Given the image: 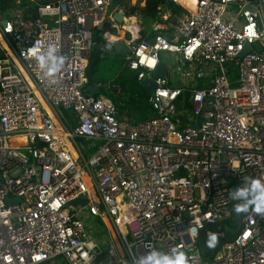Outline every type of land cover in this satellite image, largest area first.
I'll use <instances>...</instances> for the list:
<instances>
[{"label": "built area", "instance_id": "built-area-1", "mask_svg": "<svg viewBox=\"0 0 264 264\" xmlns=\"http://www.w3.org/2000/svg\"><path fill=\"white\" fill-rule=\"evenodd\" d=\"M163 1L147 32L122 29L126 18L139 25L126 9L145 0H0V264H137L158 245L189 264H264V214L236 220L229 196L264 180L262 1ZM105 24L123 30L122 69L137 81L165 69L145 120L85 91L93 30ZM51 44L64 57L54 80L36 60ZM101 89L123 94L114 81ZM93 218L109 239L92 237ZM228 220L239 230L203 258L200 233L224 237Z\"/></svg>", "mask_w": 264, "mask_h": 264}, {"label": "clouds", "instance_id": "clouds-1", "mask_svg": "<svg viewBox=\"0 0 264 264\" xmlns=\"http://www.w3.org/2000/svg\"><path fill=\"white\" fill-rule=\"evenodd\" d=\"M103 27L104 25H101V29ZM109 33L115 35V33ZM29 51L31 52L32 50L30 49ZM36 60L44 76L52 80H54L64 63V57L57 55V47L54 44L49 45L46 50H42L36 55ZM229 196L232 200L237 201L234 205V211L237 214L247 213L249 210L256 214H264V180L260 178H245L243 185L231 191ZM217 243L218 236L215 233L209 234L206 246L212 249L215 248ZM137 264H189V261L187 255L178 248L170 253L152 248L138 259Z\"/></svg>", "mask_w": 264, "mask_h": 264}, {"label": "trees", "instance_id": "trees-1", "mask_svg": "<svg viewBox=\"0 0 264 264\" xmlns=\"http://www.w3.org/2000/svg\"><path fill=\"white\" fill-rule=\"evenodd\" d=\"M42 1L43 2H49L51 0H42ZM122 2H123V0H113L112 6L122 4ZM163 4H164L163 0H145V4L143 7L130 6L126 9V13L128 16H132L135 13L140 12L141 17H144L146 19H153L156 16L158 6H161ZM164 8H165L164 12L170 11L171 13H177L181 10V8L179 6H176L173 3L165 4ZM168 14H169V12H168ZM111 30L112 29L110 28V26L105 24L102 29L97 30L95 28L93 31V37H94L95 42L97 44H102L104 51H108V50L113 51L114 50L113 44L107 43L103 40V34L105 32H111ZM109 35L113 36V34L110 33V34H107V37ZM104 51L102 52V51H100V49H94L92 51V55L90 57V60H91L93 54H95L99 58L100 55H102L104 53ZM90 60L88 62V67H87L88 82H92L91 72L89 70L90 63H91ZM230 71L233 72L234 69L231 68ZM125 72H126L128 80L125 79L126 82L123 83V85L127 87L128 91L130 93V99L128 101V104H129V106H131L134 109V113L138 116L137 120H140V121L145 120V119L151 117V115H153V112L150 110V108L147 104L149 93L145 90V88L143 86H141L142 92L139 90H136L134 88V86L138 85V83H137L138 81L136 80L135 75H133L132 73L127 74V73H129L127 71H125ZM125 78H126V76H125ZM121 80H124V78L123 79L121 78ZM121 80L119 79L120 83H121ZM185 99H187V97ZM181 106L187 107L189 109V104L187 101L182 102ZM148 109L150 110V112H144V110H148ZM137 122H139V121H137ZM80 141H83V140H80ZM240 215H241V213L237 214L236 212H234V216H235L236 220L240 217ZM236 220H228L221 226L220 230L224 231V237L218 236V243L216 244L215 248L209 249L206 246V240L208 238V235H206L204 233V231H202L200 233L198 244L202 250L203 258H205V259L211 258L214 255V253L219 249L221 244L224 241H227L232 237V234H230L228 231H226V228L227 227L229 228V226H235L236 222H237ZM206 227L214 229V230L216 229V226L206 225Z\"/></svg>", "mask_w": 264, "mask_h": 264}, {"label": "rangeland", "instance_id": "rangeland-1", "mask_svg": "<svg viewBox=\"0 0 264 264\" xmlns=\"http://www.w3.org/2000/svg\"><path fill=\"white\" fill-rule=\"evenodd\" d=\"M262 1V5L264 8V0ZM139 5V4H138ZM112 7L109 9V12L111 11ZM165 10V8L163 9V11ZM140 21H141V26L146 28L147 32H151V24L154 22L153 19H146L144 17H139ZM120 25V23H118ZM112 33H114V30H111ZM117 35V33L115 34ZM107 39H109L110 41H114L113 43V51H109L108 50V54L103 58V57H97L95 54H93L91 60H90V67L89 70L91 72V77L92 79H94L95 81L103 84V85H108L113 81V77L115 76V74L119 71H121L122 73H124V71H122L123 68V64H124V59L123 56L126 53V45L124 43L123 40L120 41V39L114 38L112 35H109L107 37ZM255 48L257 50H261V47L258 44H255ZM110 53V54H109ZM166 56H168V58H161V62L168 66L170 64H172L173 59H170V55L168 53L165 54ZM180 66L182 67H187V64H180ZM131 72L127 73L130 74ZM126 75V74H124ZM121 79V77H119ZM138 85L134 86V88L136 90H139L142 92L141 90V85L140 82H137ZM87 86V85H86ZM102 94H105L106 96L111 97L112 99H118L120 97V95H116V97L112 94L115 93L114 91L111 90H103L101 91ZM123 100V99H122ZM126 101V99H124ZM151 110V109H150ZM150 110H144V112H150ZM66 115H70V112H65ZM82 145L84 146L85 144H83L81 141H78V146L82 147ZM87 225H88V229H90L92 231V237H102L104 236V238L109 239V235L106 234L104 235L103 232V224L101 223V221H98V219L93 218L92 220H88L86 221ZM158 250L163 251L162 247L160 245L157 246ZM164 252V251H163Z\"/></svg>", "mask_w": 264, "mask_h": 264}, {"label": "crops", "instance_id": "crops-1", "mask_svg": "<svg viewBox=\"0 0 264 264\" xmlns=\"http://www.w3.org/2000/svg\"><path fill=\"white\" fill-rule=\"evenodd\" d=\"M182 1H183V4H185L186 6H187V5L189 6V5H191L195 0H182ZM131 21H132V23H133V24L131 23V27L133 28V30H135V29H137V28H140V29L145 28V27L141 26V21H140V20H139V25H136V24L134 25V23H136V20H135V19H131ZM133 25H134L135 27H133ZM115 34H116V33H115ZM118 34H119V32H118ZM118 34H117V35H118ZM123 39H125V36H124V35L121 36L120 41L123 40ZM113 42H114V41H112L110 44H114ZM105 53H106V54H105ZM107 54H108V51H104V53H103L102 55H100V57H103V58H104L105 55H107ZM109 54H110V53H109ZM122 71H124V70L122 69ZM124 74H126L125 71H124V73H122L121 71L118 70V72H117V73L115 74V76L112 78L113 81H114V83H119L120 86L122 87V90H123V94L120 95V97L118 98V99H120L121 102L124 104V107H123V108L120 106V111L127 110V111H128V113H127L128 117H129L130 119H132L133 122H137V121H140V120H137V119H138V116L134 113V109H133L131 106H129V104H128V101H129V99H130V93H129L127 87L123 85V83L126 82L125 79H127V75H124ZM125 76H126V78H125ZM119 77H121L122 79L124 78L125 81H124V80H121ZM119 79L121 80V83L119 82ZM127 80H128V79H127ZM88 85H93L94 87H97V88H98L99 93H98V94H94V95H105V94H102V93H101V91H102L101 86H102L103 84H101V83L95 81L94 79H92V82H89ZM85 91H86V90H85ZM86 92H90V91H86ZM110 98H111V97H110ZM111 99H112V98H111ZM122 99H123V100H122ZM124 99H126V101H125ZM136 99H137V98H136Z\"/></svg>", "mask_w": 264, "mask_h": 264}, {"label": "water", "instance_id": "water-1", "mask_svg": "<svg viewBox=\"0 0 264 264\" xmlns=\"http://www.w3.org/2000/svg\"><path fill=\"white\" fill-rule=\"evenodd\" d=\"M137 15L140 16V12H137ZM114 20L118 23L122 22V16L120 13L114 14ZM97 30L101 29V25L96 27ZM100 47V44H95L93 49H98ZM251 49L250 45L246 46V49L242 52V55L245 54L247 51ZM165 72V69L162 65H158L157 68L152 72V77H145L140 81V85L145 88V90L151 94L155 88L154 78L163 76ZM86 91H90V95L98 94L99 90L97 87H94L93 85H88L85 89ZM18 200V198H16ZM15 201V200H14ZM239 230V222L236 223L234 228H226V231H228L230 234H235Z\"/></svg>", "mask_w": 264, "mask_h": 264}, {"label": "bare ground", "instance_id": "bare-ground-1", "mask_svg": "<svg viewBox=\"0 0 264 264\" xmlns=\"http://www.w3.org/2000/svg\"><path fill=\"white\" fill-rule=\"evenodd\" d=\"M181 2L183 3V1L181 0ZM193 4H194V2L191 4V5H187V7L189 8V9H192V7H193ZM167 14V13H166ZM167 16V15H166ZM131 19H135L136 20V18L135 17H131L130 19H125V23L123 24V30H125V29H129V30H132V31H134L133 30V28L131 27V23H132V21H131ZM133 24V23H132ZM134 25H135V23H134ZM133 25V27H135ZM122 29H120V31H119V34L118 35H114L113 34V36H114V38H117V39H121V36L123 35V30Z\"/></svg>", "mask_w": 264, "mask_h": 264}]
</instances>
